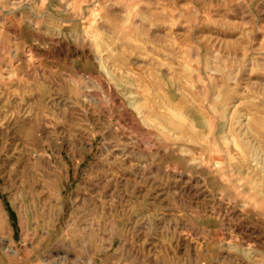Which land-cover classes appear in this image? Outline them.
<instances>
[{"label":"rangeland","instance_id":"374dc122","mask_svg":"<svg viewBox=\"0 0 264 264\" xmlns=\"http://www.w3.org/2000/svg\"><path fill=\"white\" fill-rule=\"evenodd\" d=\"M0 264H264V0H0Z\"/></svg>","mask_w":264,"mask_h":264},{"label":"bare ground","instance_id":"6f19581e","mask_svg":"<svg viewBox=\"0 0 264 264\" xmlns=\"http://www.w3.org/2000/svg\"><path fill=\"white\" fill-rule=\"evenodd\" d=\"M28 135H29V134H28ZM28 137H29V136H28ZM31 137H32V136H31ZM33 137H34V136H33ZM29 138H30V137H29ZM12 249H13V247H12ZM9 250H10V249H9ZM15 252H16V251H13L12 253H14V254H15Z\"/></svg>","mask_w":264,"mask_h":264}]
</instances>
